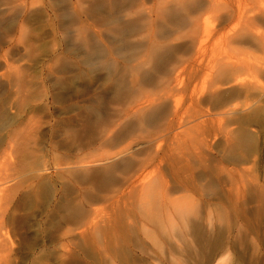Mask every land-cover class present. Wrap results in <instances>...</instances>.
Here are the masks:
<instances>
[{
	"label": "rangeland",
	"instance_id": "rangeland-1",
	"mask_svg": "<svg viewBox=\"0 0 264 264\" xmlns=\"http://www.w3.org/2000/svg\"><path fill=\"white\" fill-rule=\"evenodd\" d=\"M138 1L0 0V264H264V0L200 11L199 63L186 25L129 72L125 15L158 33L182 9Z\"/></svg>",
	"mask_w": 264,
	"mask_h": 264
},
{
	"label": "bare ground",
	"instance_id": "bare-ground-1",
	"mask_svg": "<svg viewBox=\"0 0 264 264\" xmlns=\"http://www.w3.org/2000/svg\"><path fill=\"white\" fill-rule=\"evenodd\" d=\"M123 1V0H122ZM217 1H219V0H217ZM222 1L223 0H220L217 4H219L220 6V8L222 7V5H223V3H222ZM175 2V1H174ZM177 2V1H176ZM178 2H179V4L181 5V10H172V9H174V7L172 8V9H166V8H162L163 10H162V12H163V15H162V17L163 16H165V19H163L164 20V22H162L161 24H163L164 23V27L166 28V30L165 29H162V27H160L162 30H164L163 32H161L160 30V32H156L155 30V32L153 31V29H155L154 28V22H153V20H151L150 21V19H149V21L147 20V18H146V22H145V20L144 21H141L142 22V24H141V22H139L140 20L138 19V18H136L135 16H129V14H131V13H127L125 16L127 17V21H128V24H125L124 25V27L122 28V29H120V30H118V31H116V35H117V38H121V40L119 39H115V40H117L118 41V43H120L119 45L121 46V47H119V45H118V47L119 48H121V49H123L124 50V55H123V53L121 52L120 54H122L121 56L119 55V53H117L118 55V57H120V58H122V61L123 62H125L126 64L128 63H132V62H134V61H138V63L140 62V63H144V62H146V61H151V59L152 60H154L153 58H154V56H156L157 55V53H159L158 52V50L159 49H161V47L162 46H168V47H171V48H175V47H177V46H179V43H174V44H171V45H167V43L164 41V40H166V39H168L169 37H170V35L173 33V31H176V30H178V28H180V27H185L186 25L188 26H190L191 27V29H189V30H191V33L189 34V36H190V43H191V45L192 46H194V51L193 52H195L194 53V55L196 54V56L194 57V59H195V61H197V63H199L198 61L200 60V58H201V55H202V41L201 40H198V38H197V28H198V25H199V18L201 17H199V13H200V11H202L203 13H204V9L205 8H207L208 6H209V8H211L210 6H212V5H214V3H216L215 1H213V0H209V4H207V2H206V0H178ZM138 5H137V8H144L145 6H144V0H139L138 2ZM162 4H167V2L165 1V2H161ZM161 3H159V5L161 4ZM173 3V2H172ZM136 4V3H135ZM175 4V3H174ZM178 4V3H177ZM177 4H175V5H177ZM157 5V4H156ZM161 6V5H160ZM179 6V5H178ZM218 7V8H219ZM160 8V7H159ZM147 9V8H146ZM161 9V8H160ZM206 10V9H205ZM126 11V10H125ZM128 11V10H127ZM159 11V10H158ZM135 12V11H134ZM196 12V13H195ZM195 13V14H194ZM116 15V12L113 14V16H115ZM203 15V14H202ZM112 16V17H113ZM123 16V15H122ZM220 16V15H219ZM117 17V16H116ZM161 17V18H162ZM227 17V16H226ZM122 18V17H121ZM124 18V17H123ZM220 18H222L221 16H220ZM228 19V18H227ZM230 19V18H229ZM143 20V19H142ZM121 21V20H120ZM126 21V22H127ZM201 22V21H200ZM203 22V21H202ZM224 22V21H223ZM227 22H228V20H227ZM124 23H125V21H124ZM145 25H146V28L148 29H146V32H147V36H145L144 35V37H142V38H130V36L132 35V34H134V33H139L140 31H142L143 29H145ZM163 27V28H164ZM119 28V27H118ZM157 30V29H156ZM171 32V33H170ZM92 33V32H91ZM90 33V34H91ZM101 33V32H100ZM98 34V33H97ZM99 35V34H98ZM102 35V34H101ZM115 35V34H114ZM115 35V36H116ZM136 35V34H135ZM133 37V36H132ZM180 37V36H179ZM100 38V37H99ZM103 38V37H102ZM113 38H115L114 36H113ZM176 38H178V37H176ZM104 39V38H103ZM110 39L112 40V38L110 37ZM136 39V40H135ZM161 39H163V40H161ZM101 40V39H100ZM99 40V41H100ZM108 40V41H107ZM107 40H106V42H110V40H109V37L107 38ZM114 40V39H113ZM114 40V41H115ZM82 41V40H81ZM84 41V40H83ZM105 41V40H104ZM87 42V41H86ZM95 42V41H94ZM97 42V41H96ZM102 42V41H101ZM104 42H102V44H103ZM85 44V43H84ZM83 45V42L81 43V46ZM94 45H96V44H94ZM190 45V44H189ZM84 46V45H83ZM84 47H86V46H84ZM180 47V46H179ZM103 48V47H102ZM83 49V48H82ZM85 49V48H84ZM94 49V48H93ZM101 50V49H100ZM107 50V49H106ZM90 51V50H89ZM119 51V50H118ZM160 51V50H159ZM203 51H205L204 49H203ZM76 52V51H75ZM94 52V51H93ZM106 53H107V51H106ZM113 53H116V52H113ZM205 53V52H204ZM111 54V53H110ZM91 57H90V59L92 58V54L90 55ZM94 56V55H93ZM111 56H112V54H111ZM94 57H96L97 58V56H96V54H95V56ZM94 57H93V59H94ZM110 57V56H109ZM206 57V56H205ZM112 58V59H111ZM110 59H111V61H116V58L113 56V57H111ZM88 59H89V57H88ZM159 59V58H158ZM191 59V58H190ZM92 60V59H91ZM191 61V60H190ZM92 62V61H91ZM96 62V61H95ZM140 63H139V65H140ZM181 63V62H180ZM190 63V62H189ZM125 64V65H126ZM139 65H135V64H131V66H130V70H129V72L131 71V70H133V69H136V68H139L138 66ZM189 65V64H188ZM229 69H231L230 71H233V68L232 67H229ZM133 71H135V70H133ZM229 70H227V69H223V73L225 72V74H227L228 72H230ZM227 72V73H226ZM234 72V71H233ZM175 73H177V72H175ZM231 74H232V72H231ZM236 74V73H235ZM179 75V73H177V74H175V78L174 79H177V76ZM232 76V75H231ZM180 81V80H179ZM250 86V85H249ZM252 86V85H251ZM243 89V88H242ZM240 90V89H239ZM239 90H236V89H232V90H230L229 92H227V93H231V94H228V95H230L231 97L232 96H234L233 95V93H238L239 92ZM244 90V89H243ZM221 93V92H220ZM221 95V94H220ZM223 95V94H222ZM227 95V94H226ZM228 97V99H231V97ZM215 97H216V99L214 98V101H213V103L214 104H218V105H222L225 101L224 100H226V98H224V99H222L223 97H219V96H217V94L215 95ZM215 106H217V105H215ZM142 109V108H141ZM146 117H150L149 115L148 116H146ZM240 118V117H239ZM245 118V117H244ZM142 119V118H141ZM144 120H146V118L144 119ZM239 120V119H238ZM142 120H140V122H141ZM107 134V133H106ZM112 135H109L108 134V137L106 136V141H112V137H111ZM115 142V141H114ZM107 144H109V142L107 143ZM91 155H92V153L91 154H89L87 157H83V158H79V159H76V161H74V162H85V161H87V162H92V161H96V160H103V164H105L106 163V165L104 166V167H101V169L102 170H97V171H93V172H95L96 173V175L98 176V175H102V173H103V177H104V175H105V177L106 176H111V177H113L114 175H115V173L116 172H118V171H120V172H125L126 171V169H127V167L128 166H130L131 164H133L134 163V161H133V159L131 158V157H128V158H122V160H124V161H126V162H124V163H119L117 160H108V161H104V160H106V159H110V155L109 154H107V155H104V156H101V157H96L94 154H93V156L91 157ZM91 157V158H90ZM120 160V159H119ZM109 162V163H108ZM133 162V163H132ZM92 176H94V175H92ZM82 178V176L81 177H79V179L78 180H80ZM110 178V177H109ZM145 180V179H144ZM144 180L143 181H141L142 183L140 184L139 183V185H140V193L141 194H146V193H148V192H150V189H152L151 187H150V185H149V183L145 180V183H144ZM70 181V180H69ZM134 180L132 179L130 182H133ZM149 181V180H148ZM138 185V186H139ZM146 185V186H145ZM148 185V186H147ZM128 186H130V188H132L133 187V183L131 184H128ZM139 193V194H140ZM140 194V195H141ZM139 195V196H140ZM142 196V195H141ZM144 197V196H143ZM143 199V198H142ZM148 201V200H147ZM153 202V201H152ZM138 204V203H137ZM178 204V203H177ZM176 205V204H175ZM179 205V204H178ZM85 209V208H84ZM177 210V209H176ZM84 211V210H83ZM80 212V211H79ZM81 212H82V210H81ZM91 214H92V212H90ZM89 213V214H90ZM88 214V216L86 215V214H84L83 215V217H86L85 219H84V221H86V219H88L87 221H92L93 219H92V217L90 218V215ZM80 214H78V216H79ZM147 215V214H146ZM185 215V214H184ZM82 216V215H81ZM77 217V214L75 213V218ZM89 217V218H88ZM78 218V217H77ZM121 218V217H120ZM78 219H81L80 218V216H79V218ZM161 220V219H160ZM79 221V220H78ZM78 221H76V222H78ZM185 221V220H184ZM192 221V220H191ZM191 221H190V224H191ZM160 222V221H159ZM188 222V221H187ZM74 223V222H73ZM86 222H84V224H85ZM89 223V222H88ZM88 223H86V224H88ZM77 224V223H76ZM75 224V225H76ZM82 224V223H81ZM83 224V225H84ZM92 224H93V221H92ZM157 224V223H156ZM171 224V223H170ZM188 224V223H187ZM122 225V224H121ZM140 226L142 225V222H141V224H139ZM182 225V224H181ZM192 225H193V227L194 228H200L201 227V225H200V223L198 222V224H196L195 222H192ZM118 226V225H117ZM144 226V225H143ZM142 226V227H143ZM170 226V225H169ZM176 226V225H175ZM174 226V227H175ZM189 227H191L190 225H188ZM75 227V226H74ZM79 227V226H78ZM141 227V228H142ZM204 227V226H203ZM137 228V227H136ZM140 228V227H139ZM140 228V229H141ZM146 228V226L144 227V229ZM192 228V227H191ZM202 228V227H201ZM200 228V230H196L195 231V235H197V236H199V235H201V234H203L204 233V231H202V229ZM78 229V228H77ZM143 229V228H142ZM170 229V228H169ZM175 229V228H174ZM75 230V229H74ZM122 230V229H121ZM179 230V229H178ZM186 230V229H185ZM184 230V231H185ZM75 231H77V230H75ZM114 231V230H113ZM136 231H137V229H136ZM145 230H143V232H144ZM165 231H166V229H165ZM164 231V232H165ZM78 232V231H77ZM135 231H133V233H134ZM142 232V231H141ZM163 232V233H164ZM173 232V231H172ZM84 233V232H83ZM132 233V234H133ZM138 233V232H137ZM146 233H149L148 231L146 232ZM146 233H145V236H146ZM151 233V232H150ZM177 233H178V231H177ZM127 234V233H126ZM135 234V233H134ZM165 234V233H164ZM172 234H174V232L172 233ZM207 234V233H206ZM144 235V234H143ZM149 235V234H148ZM151 235V234H150ZM178 235V234H177ZM179 235H181V234H179ZM153 236V235H152ZM202 236V235H201ZM205 236V235H204ZM174 237V236H173ZM177 237V236H176ZM179 237V236H178ZM154 238V237H153ZM183 238V237H182ZM197 238V237H196ZM5 239V238H4ZM137 240V239H136ZM204 241H205V239H203ZM183 241V240H182ZM6 242V241H5ZM3 243V242H1L0 241V251L2 252V250L3 251H5L6 250V248H7V245H8V243H7V245H6V243ZM207 243V242H206ZM172 246V245H171ZM139 248H140V251L141 252H144L143 251V246H142V244H140V246H139ZM188 250V249H187ZM146 251V250H145ZM173 252V251H172ZM147 253V252H146ZM208 256V255H207ZM103 257V256H102ZM105 257L107 258V256L105 255ZM105 257H103L104 259H105ZM120 257V256H119ZM203 257V256H202ZM209 257V256H208ZM213 256H211L209 259H205L204 260V262L202 263V262H200L199 261V263L197 262L196 264H223L222 262V260H220L219 262H213L214 261V259L212 258ZM211 258L213 259V260H211ZM108 260H107V262H106V259L105 260H103L104 261V263L103 264H116L114 261L115 260H113L112 258H109V256H108V258H107ZM140 259V258H139ZM144 259V258H143ZM202 259V258H201ZM224 259V258H223ZM100 261V260H99ZM102 261V260H101ZM137 261H138V259H137ZM137 261H133L131 264H140V263H138ZM129 264V263H128Z\"/></svg>",
	"mask_w": 264,
	"mask_h": 264
}]
</instances>
